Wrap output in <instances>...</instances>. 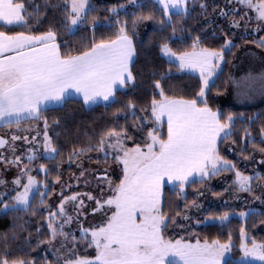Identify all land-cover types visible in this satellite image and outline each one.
Wrapping results in <instances>:
<instances>
[{
    "label": "snow or ice",
    "instance_id": "obj_1",
    "mask_svg": "<svg viewBox=\"0 0 264 264\" xmlns=\"http://www.w3.org/2000/svg\"><path fill=\"white\" fill-rule=\"evenodd\" d=\"M197 5L206 26L193 36V29L185 24ZM97 11L92 0H0V129L6 130L0 135V164L18 170L12 188L0 179L4 188L0 214L23 212L35 217L46 212L42 220L48 236L38 239L36 248L45 246L53 257L9 259L5 237L0 264H264V241L250 238L244 225L239 229L238 247L231 232L225 241L189 233L193 225L218 222L224 226L233 217L247 221L264 215L251 206L237 211L227 200L226 210L219 212L199 202L205 191H211L205 187L207 181L231 173L226 191L246 193L264 205V197L255 195L257 187L264 189V174L256 168L247 174L220 150L222 143L230 141L239 149L241 161L264 168V120L254 135L256 120L249 118L238 135L236 124L243 117L225 115L209 102L228 54L235 55L233 49L240 47L234 43L235 30L243 26L247 36L240 38L244 43L264 50V35L249 38L264 32V0H226L223 8H213L211 13L207 0H126L104 8L107 14L102 19L93 15ZM218 18L227 21V31L216 24ZM253 20L256 27L249 29ZM149 22L156 25V35L142 41L139 26ZM82 28L91 29L88 43L75 46L71 39H62ZM101 28L111 29V35L97 38ZM209 34L223 43L207 46L204 41ZM142 52L144 63L137 70ZM184 73L198 74L191 93L187 85L173 83L175 74ZM138 77L144 78L141 83H147L152 93L144 105L118 95L135 90ZM249 78L258 79L264 88V75ZM69 101L89 110L100 104L105 108L119 104L113 118L126 121L95 134V140L85 133L86 142L73 145L67 154L69 166L80 169L79 176L72 174L76 186L81 180L90 186L87 177L92 175L96 181L92 191H72V184L62 183L60 169L65 159L58 145L60 133L55 131L61 120L50 122L45 112ZM91 152L103 155V160L95 161L97 166L107 165L109 157L122 166L118 183L107 167L84 168L83 158L91 162ZM40 159L54 162L52 168L36 163ZM53 170L57 174L50 181ZM33 172L43 173L44 179L38 180ZM197 182L201 187L194 188L195 198L189 201L187 188ZM166 186L175 191L177 200L184 201L183 208L165 211ZM54 195L59 200L56 205L49 203ZM221 195L212 192L213 197ZM85 200L93 205V214H102L99 223L88 228L81 222L87 214ZM193 215L198 217L194 221ZM74 224L79 226V239L72 231ZM170 226L188 235L169 236ZM35 231L42 235L40 226ZM26 242L31 245L32 233ZM81 247L95 254L81 255Z\"/></svg>",
    "mask_w": 264,
    "mask_h": 264
},
{
    "label": "trees",
    "instance_id": "obj_2",
    "mask_svg": "<svg viewBox=\"0 0 264 264\" xmlns=\"http://www.w3.org/2000/svg\"><path fill=\"white\" fill-rule=\"evenodd\" d=\"M94 5L97 8V12L93 13V15H99L101 19L107 14L103 11L104 8L112 5L108 0H92ZM116 2V1H114ZM37 3H41V0H37ZM122 3H126V0L122 1ZM209 5V12L211 13L213 8H223L224 4L221 0H219L216 4L213 0H207ZM214 3V4H213ZM133 11L132 8H129V12ZM52 10L49 9V19L52 17ZM121 18H124V14H121ZM211 19V17H209ZM130 19V17H129ZM216 24L223 26L225 31H227V21L225 19L218 18L216 20ZM206 25L203 23V16L201 15V10L197 5L192 11L191 16L188 18L185 27H190L193 29L192 35H196L200 32L202 27ZM47 24L43 26L44 30L46 29ZM156 26L148 31L146 34L145 40L147 41L149 37L156 35L155 33ZM21 28H14L12 31H21ZM219 31V29H217ZM112 30L107 28H101L97 31V38L100 36L107 37L111 35ZM91 29L85 30L80 29L76 35L72 37H62V39H71L74 42L75 46H79L80 42L88 43L91 38ZM231 35V33H230ZM205 44L209 47H219L222 43V39H213L211 35L205 38ZM185 43H190V41H186ZM234 43L240 45L239 48L233 49L235 55L231 53L227 56V63L223 64L222 70L219 73V77L216 80V88L213 89L212 93L209 94V102L214 109H219L222 113L227 115L228 113H233L238 116H242L243 119L238 120L236 124V128L239 130L238 135H242V125H247L248 119L252 118L256 120V123L252 125L253 134L255 135L258 130V126L261 120H264V101L255 106V107H241L237 105H231L230 103L224 102L221 100V96L227 92L229 89L230 82V74L231 68L234 62V59L240 49L245 44L242 39L235 38ZM174 47L176 45H173ZM139 47V45H138ZM63 50V49H62ZM153 53L157 50L153 49ZM75 54V53H73ZM144 63V54L141 53L140 58L137 60L135 64V68L139 70ZM176 78L173 83L178 84L180 87H184L187 85L186 91L191 93L196 89V85L198 83V75L192 73H184V74H175ZM144 80L143 77H138L137 83L138 87L133 91H127V95L124 93H118L121 100H126L129 97L137 100L138 105H144L148 103L151 98V90L148 89L147 83H141ZM217 91L220 93L217 95ZM120 107L119 104L113 105L111 107L105 108L104 105H98L94 109L89 110L88 108L82 106L80 103L75 101H69L62 108H52L45 112V115L48 116L49 121L51 122L54 118H59L61 120V127L56 128L55 131L60 133L58 139V145L61 147L62 155L65 159V163L67 164L66 157L68 152L71 150L73 145L77 143H85L86 137L85 133L88 136H93L98 138L95 134H99L100 132L106 130L108 127H111L115 123L125 124L126 121L123 117H120L118 120L113 118V112L116 108ZM128 123H131V117H129ZM6 130L0 129V133H4ZM166 134V129H165ZM140 137L137 136V139ZM230 141H226L220 145L221 155L225 156L227 159H234L230 156L228 152V145H230ZM236 147V146H235ZM237 148V147H236ZM238 149V148H237ZM239 150V149H238ZM249 152H251L249 148ZM95 153V152H91ZM61 157H57L59 160ZM42 163L48 165V167L52 168V164L54 162L42 159ZM63 164V165H64ZM56 171L53 170L50 174L51 178L54 179L56 175ZM201 187L197 182L194 186H190L187 188V199L191 201L195 198L194 188ZM165 192V211H175L177 208H183L184 201L177 200L176 193L170 187H166L164 189ZM215 210V209H212ZM219 210V211H223ZM226 210V209H225ZM217 211V210H215ZM217 211V212H219ZM258 211L264 213V207L260 208ZM42 215L46 216L47 213H38L35 217H32L27 213H9L8 215L0 214V254H2L3 249L5 247V237L6 246L10 250L11 255L9 259L13 258H30L36 257L40 259L47 255L48 259H52L53 257L45 251V246L41 245L40 248H36V241L38 239H45L48 236V232L46 230V225L42 220ZM264 219V215H258L255 217L249 218L247 221H242L238 218H233L226 225L221 226L220 224H208L203 225L195 230V232L199 233L201 237H208L209 239L219 237L222 241L227 240V235L229 232L233 235V242L237 245L240 243L239 237V229L242 225L246 227L248 234L251 237H254L257 241H264V224H261L260 221ZM40 226L42 229V235H36V227ZM29 233H32V243L29 245L26 241L28 240ZM169 236H173L177 238V234L169 227L168 233ZM32 249H36V251H32ZM81 250H85L82 248ZM93 249L91 252L86 253V255L92 256L94 255ZM240 253L237 252V255ZM85 255V254H84Z\"/></svg>",
    "mask_w": 264,
    "mask_h": 264
},
{
    "label": "rangeland",
    "instance_id": "obj_3",
    "mask_svg": "<svg viewBox=\"0 0 264 264\" xmlns=\"http://www.w3.org/2000/svg\"><path fill=\"white\" fill-rule=\"evenodd\" d=\"M101 1H105V0H101ZM108 1L110 2V4H117V3H122V1L124 0H108ZM218 1L219 0H213L215 4ZM221 1L223 2L225 6L226 0H221ZM92 3L94 4L93 1ZM234 6L239 7L238 5H234ZM220 19H223V18H220ZM155 26L156 25L150 22L140 25L138 29L140 33L139 39L144 41L148 31L152 30ZM255 27H256V22L254 20L248 24L249 29H254ZM242 34L247 36V33L244 32L243 26L241 27V29L235 30L234 39L235 38L241 39L240 37ZM260 35H264V32L254 33L253 36L249 38H255ZM192 74L198 75L197 73H192ZM261 75H264V50L256 48L254 44L244 45L240 49L238 54L236 55L232 68H231L229 92L226 95V101L228 103H232L233 105H237L241 107H255L261 104L264 101V88H262L258 79L254 81L249 78V77L259 78ZM4 133L0 135H3ZM18 147L22 149L24 146L18 145ZM228 152L242 171H246L247 174H252V170L256 168L262 174H264V168H261L258 164L246 163V162L241 161L239 158V150L234 145H231V144L228 145ZM17 154H21L20 151H18ZM88 156L91 157V162H89L87 157H84L83 158L84 168L89 169V170H96L97 168H99V170H103L105 167H107L108 174L111 176V178L115 182L118 183V178L122 175L121 165H118L115 161L111 159V157H109L107 165L101 163L99 166H97L95 161L97 159L103 160V155L95 152V153H88ZM259 158H260L259 154L257 153L256 159L258 160ZM36 163H42V159H40ZM79 171L80 169H78L75 164L71 166H69L68 163L62 165L60 169V172L63 173L62 178H61L62 183L72 184L73 185L72 191L87 192V191L94 190L96 188V181L95 179H93L92 175H89L87 177V179L91 181L90 186L85 187L83 180L79 182L78 187L76 186L77 181L72 178V174L75 173L76 176H79ZM32 174L36 175L38 180L44 179L43 173L37 174L36 172H33ZM96 174L97 175L101 174V171H97ZM17 175H18V170L15 167L5 168L3 164H0V179H3L8 182L7 187L9 189L13 187L11 181ZM232 178L233 177L231 173H222L220 176L214 177L210 181H207L205 183V187L210 188L211 191H205V195L200 198L199 202L203 204L206 208L215 209L217 211L226 209L224 205L225 200L229 201V206L236 208L237 211L241 209L246 210L247 206L255 207L258 210L264 207V205H262L260 201L253 200L252 197L248 196V194L246 193L238 194V193H235L234 191H226V189L229 188L232 182ZM49 180L50 181L53 180L51 176H49ZM3 190H4L3 186H0V191H3ZM59 192H60V187L56 186V193L58 194ZM212 192L222 193V195L220 197H213ZM12 194L14 195L15 193H12ZM66 194H71V193L66 191ZM255 195L264 197V189L257 187L255 191ZM49 203L53 205L58 204L59 200L57 196L54 195L53 197H51V199L49 200ZM85 203L88 205L87 214H86V217L82 218L81 222L83 224V227L88 228V227L94 226L97 223H99L102 214L101 213L93 214L92 213L93 205L91 204V202L85 200ZM69 211H71V208H69ZM196 218L198 217L193 215V221ZM233 218H238L242 220L238 216L233 217ZM233 218H231V220ZM242 221H245V220H242ZM216 223L219 224L218 222ZM210 224H214V223H210ZM201 226L203 225H198V226L193 225V227L189 229V233L195 232V230ZM78 227H79L78 225L74 224L72 226V231L77 234V238L79 239ZM174 231L178 235L177 238H179L180 235H188V233L182 232L179 228H176ZM249 237L251 238L250 235ZM82 248L83 247L79 249V254L81 255H84V254L86 255V253L91 252L92 250V249L81 250ZM48 253L52 256L50 251H48ZM251 264H259V262L251 261Z\"/></svg>",
    "mask_w": 264,
    "mask_h": 264
},
{
    "label": "crops",
    "instance_id": "obj_4",
    "mask_svg": "<svg viewBox=\"0 0 264 264\" xmlns=\"http://www.w3.org/2000/svg\"><path fill=\"white\" fill-rule=\"evenodd\" d=\"M228 92H229V89L227 90V92L225 93V94H223L222 96H221V100L222 101H224V102H227L226 101V95L228 94ZM228 103V102H227ZM231 105H233L232 103H230ZM100 105H103V104H100ZM52 109V108H51ZM0 134H2V133H0ZM166 187H170V186H166ZM165 187V188H166ZM171 188V187H170Z\"/></svg>",
    "mask_w": 264,
    "mask_h": 264
}]
</instances>
